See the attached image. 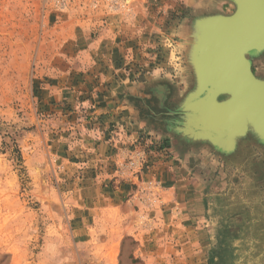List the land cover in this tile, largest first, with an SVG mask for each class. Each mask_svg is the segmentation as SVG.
I'll use <instances>...</instances> for the list:
<instances>
[{
    "label": "rangeland",
    "instance_id": "1",
    "mask_svg": "<svg viewBox=\"0 0 264 264\" xmlns=\"http://www.w3.org/2000/svg\"><path fill=\"white\" fill-rule=\"evenodd\" d=\"M233 10L225 0H0V264H264V146L247 135L223 155L174 131L194 86L186 33ZM131 23L134 35H117L129 45L119 53L129 80L115 94L141 126L129 152L100 147L89 115L54 121L36 83L64 45ZM249 59L264 79V51ZM155 86L167 98L152 97ZM145 171L161 179L142 198L130 173Z\"/></svg>",
    "mask_w": 264,
    "mask_h": 264
},
{
    "label": "water",
    "instance_id": "2",
    "mask_svg": "<svg viewBox=\"0 0 264 264\" xmlns=\"http://www.w3.org/2000/svg\"><path fill=\"white\" fill-rule=\"evenodd\" d=\"M225 1L234 7L231 14L202 16L192 24L196 33L193 42H199L198 28L201 35L198 54L189 61L194 86L177 107L181 114L174 131L189 142L206 143L229 155L235 151L238 140L247 135L264 146V79L253 73L249 59L264 51V0ZM223 25L226 33L220 37V47L225 48L219 51L220 55L225 52L223 60L211 51L206 59L202 58L209 44L207 38L215 37L213 30ZM237 26H241L240 34ZM218 60L220 63H215ZM223 123L233 124L228 129L234 142L230 150L217 143Z\"/></svg>",
    "mask_w": 264,
    "mask_h": 264
},
{
    "label": "crops",
    "instance_id": "3",
    "mask_svg": "<svg viewBox=\"0 0 264 264\" xmlns=\"http://www.w3.org/2000/svg\"><path fill=\"white\" fill-rule=\"evenodd\" d=\"M137 29L138 26L135 23L128 24L125 28L121 25L116 34L109 37L102 35L95 38L92 42L68 43L58 50L61 52L55 53L54 58H51L46 66L42 67L41 74L37 76V79L40 81L36 83L37 102H40L39 104L41 105L44 103L49 104L48 102L52 104L51 107L53 108H50L49 113L54 121L56 116H62L63 122L66 121L68 125H71L72 120L68 121V118L73 112L77 113L80 117L89 115V119L95 120V123L97 122L100 126L101 135L96 136L100 147L104 145L113 147H118V145L120 147L126 146L125 151L131 152L130 148L134 138L132 132L141 130V126L137 123V114L132 106L133 103H131L128 97L124 96L123 100H120V97L115 96L116 93L124 91L122 86H128L129 80L123 70L126 63L119 56L121 47L128 44H126V41L122 43L123 39L117 35L119 33L134 35ZM150 29L159 33L155 27ZM140 36L144 37V34L141 33ZM134 39L137 38L132 36L127 40ZM126 86L123 87L126 88ZM159 88L161 87L155 86V89L152 91V97L157 100L161 96H164V99L167 98L169 94L167 93L168 90ZM133 94H135L134 91L131 92L132 96H134ZM83 98L88 99L82 101ZM77 99V107L73 105L75 103L72 104V108H75L76 112L74 110L61 109L64 106H69L73 100ZM119 114H122L124 118ZM104 120H106V123H104ZM84 125L87 127L90 124L87 122ZM117 130L120 132V139L113 141L111 136ZM87 137L89 136L87 135ZM128 145H130L129 148H127ZM133 163L131 162L130 164L132 165ZM150 174L149 171H145L141 175L133 177L134 172L130 173L131 184L137 185V192L138 194H142V198L146 196L143 193L144 185L148 186L151 179L157 180L156 182L161 179L159 174L157 177ZM139 178H142L141 180L143 181L140 182ZM173 179H176L175 183L170 185L173 191L175 193L181 192V188L185 186L183 176L181 174L173 176ZM145 181L148 182L146 183ZM84 186L85 190L91 188L92 183L90 178L84 179ZM128 204L131 205V202L129 201ZM138 206L139 210L144 213L143 205L139 203ZM133 211H135L134 208ZM135 212L137 213V211Z\"/></svg>",
    "mask_w": 264,
    "mask_h": 264
},
{
    "label": "bare ground",
    "instance_id": "4",
    "mask_svg": "<svg viewBox=\"0 0 264 264\" xmlns=\"http://www.w3.org/2000/svg\"><path fill=\"white\" fill-rule=\"evenodd\" d=\"M237 25H239V23ZM236 28L238 31L237 33L240 34L241 26H237ZM215 29H216V31L213 30V34L215 35V37H213L212 39H211V37L207 38V43H209V44L205 48V51L202 52V58L206 59L208 57L207 53L209 51H211V54L215 53L217 58H219L220 60H223V58L225 56V52L224 53L221 52V55H220L219 51L224 50L225 46L220 47V37L226 33V31H225L226 27H224V25H223L222 27H220V28L217 27ZM196 32L198 34L197 37H200V39H199V42H195V43L193 42L194 41L193 37L196 35L195 31L191 28V30L188 33H186V34H189V37H190L189 38L190 42L188 44L189 46H188L187 54H186V58H187L188 62L190 61V58H193V57L195 58L198 54L199 44L201 42V35L199 36V28L197 29ZM193 45H194V48L193 47L191 48V46H193ZM212 46H213V50H212ZM212 59H213V55H212ZM215 63H220V61L218 60ZM159 89H162V88H159ZM218 124H219V122H218ZM220 124H222V123L220 122ZM223 125H224V123H223ZM231 125H233V124H231ZM231 125L227 126V123L224 125L223 132H221V133L219 132V135H221V137H220L221 139H219V140L217 139L218 142L216 141L218 144L221 145V147H223L225 149H229V150L231 148H233V143H234L233 139L229 138V136H228V133H229L228 129L231 128ZM220 129H221V127H220ZM238 142H239V140H238ZM229 150H227V151H229Z\"/></svg>",
    "mask_w": 264,
    "mask_h": 264
}]
</instances>
